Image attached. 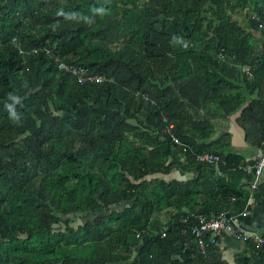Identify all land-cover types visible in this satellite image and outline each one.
Wrapping results in <instances>:
<instances>
[{
  "label": "trees",
  "instance_id": "16d2710c",
  "mask_svg": "<svg viewBox=\"0 0 264 264\" xmlns=\"http://www.w3.org/2000/svg\"><path fill=\"white\" fill-rule=\"evenodd\" d=\"M247 22L263 42L264 0H0V264H215L189 232L194 179H163L173 163L153 148L193 146L186 104L207 100L242 106L264 146V47ZM234 82L244 97L222 92ZM246 248L236 264H264Z\"/></svg>",
  "mask_w": 264,
  "mask_h": 264
},
{
  "label": "crops",
  "instance_id": "0c3cea01",
  "mask_svg": "<svg viewBox=\"0 0 264 264\" xmlns=\"http://www.w3.org/2000/svg\"><path fill=\"white\" fill-rule=\"evenodd\" d=\"M246 26L247 30L253 28L251 22H247ZM252 32L255 37L259 36L255 30ZM255 39V44L260 45L259 40ZM260 46L264 47V45ZM213 79V74H207L205 82H210ZM232 84L230 88H226L222 92L228 93L229 96L239 94L238 97H244L242 85L238 82ZM256 96L264 97V84H261L259 90L256 91L255 95H251V98ZM223 104H225L224 100ZM216 105L217 101L215 100H207L199 104V107L187 103L186 107L191 118L201 122L200 127L188 126L187 129L193 138L195 150L203 149V152L208 151V153L217 152L224 163L208 165L198 162L195 159L197 154L195 152L198 151L192 149L193 146L183 141L181 146L175 147L161 139V142L153 150L163 154L166 162L173 163L169 172L161 177L168 181L176 180L177 182H190L194 179L191 186L192 190L196 192V196L194 195L193 198L195 203L192 208L193 212L208 214L209 207L206 202L212 200L213 197H219V200L225 202V214L234 225L243 228L247 233L264 238V165L255 178V187L251 188L249 184L251 177L234 168L235 165H228L222 158V156L238 157L240 163L250 164L263 154V142L255 143L240 129L237 118L242 106L225 115L222 110L216 108ZM168 126L170 128L171 124ZM189 143L192 145L191 142ZM212 187H214L216 195L210 193ZM157 225L159 224L153 221L150 227L155 229ZM170 225L171 223L167 222L164 228ZM247 242L249 241L232 235H220L215 244L211 246L214 255L211 257V261L215 264H236L238 258L247 257ZM251 251L255 255L259 253L256 248H251ZM189 254L190 249L187 246L174 254V257L184 260L188 258Z\"/></svg>",
  "mask_w": 264,
  "mask_h": 264
},
{
  "label": "built area",
  "instance_id": "2783aa9c",
  "mask_svg": "<svg viewBox=\"0 0 264 264\" xmlns=\"http://www.w3.org/2000/svg\"><path fill=\"white\" fill-rule=\"evenodd\" d=\"M255 14H251L249 19H256ZM263 23H257V27H262ZM241 71L245 75L250 76V67L246 64L241 65ZM72 72L76 73H83L82 68L72 69ZM95 79L96 81L102 79L99 75H95L90 77ZM86 80V76L83 77L82 75L79 77V82ZM169 129V126H168ZM170 139L174 143H178L177 138L169 133ZM196 161L202 162L205 164H214L221 161L220 157L213 153L208 152H201L197 153L195 156ZM224 163V162H223ZM264 165V150L263 154L258 157L255 161L250 164H237L234 168L244 172L246 175L251 177L249 182L250 187H255V178L260 173L262 167ZM189 216L193 218L195 221L191 224L189 228V232L194 237L196 245L200 253L204 254L206 249L209 246H213L217 240V238L222 234H228L240 238L244 241H251L254 243L255 248H259L260 246L264 247V238L261 236L247 233L243 228L234 225L231 220L226 216L225 212H219L217 214L212 215H204V214H196L195 212H189ZM188 218L184 216L181 220L184 222Z\"/></svg>",
  "mask_w": 264,
  "mask_h": 264
},
{
  "label": "rangeland",
  "instance_id": "374dc122",
  "mask_svg": "<svg viewBox=\"0 0 264 264\" xmlns=\"http://www.w3.org/2000/svg\"><path fill=\"white\" fill-rule=\"evenodd\" d=\"M256 38L257 40H259V36H257ZM259 42H260V45H264V41L262 42L261 40H259Z\"/></svg>",
  "mask_w": 264,
  "mask_h": 264
},
{
  "label": "clouds",
  "instance_id": "9594fccd",
  "mask_svg": "<svg viewBox=\"0 0 264 264\" xmlns=\"http://www.w3.org/2000/svg\"><path fill=\"white\" fill-rule=\"evenodd\" d=\"M250 67V66H249ZM214 154V153H213ZM217 155V154H216ZM218 156H219V154H218ZM220 157V156H219ZM221 159V158H220ZM218 164L220 163V162H217ZM214 164H216V163H214ZM208 165H212V164H208Z\"/></svg>",
  "mask_w": 264,
  "mask_h": 264
}]
</instances>
